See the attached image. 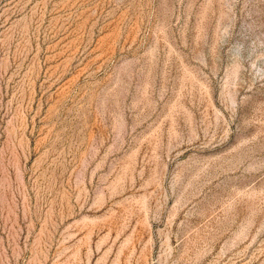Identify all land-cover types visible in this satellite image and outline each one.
I'll list each match as a JSON object with an SVG mask.
<instances>
[{"label": "rangeland", "instance_id": "rangeland-1", "mask_svg": "<svg viewBox=\"0 0 264 264\" xmlns=\"http://www.w3.org/2000/svg\"><path fill=\"white\" fill-rule=\"evenodd\" d=\"M0 264H264V0H0Z\"/></svg>", "mask_w": 264, "mask_h": 264}]
</instances>
